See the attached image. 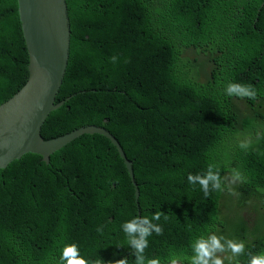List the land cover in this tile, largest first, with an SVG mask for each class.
<instances>
[{
  "label": "trees",
  "instance_id": "obj_1",
  "mask_svg": "<svg viewBox=\"0 0 264 264\" xmlns=\"http://www.w3.org/2000/svg\"><path fill=\"white\" fill-rule=\"evenodd\" d=\"M65 1L70 48L56 104L70 98L42 137L106 129L132 163L139 198L104 136H80L49 164L24 155L0 170V264H59L72 242L97 264H135L120 225L155 212L162 232L148 237L146 262L175 252L190 264L192 242L210 232L244 242L224 264L264 255V0ZM23 37L18 0H0V105L28 78ZM230 83L251 85L255 98L228 96ZM182 98L192 121L172 113ZM210 164L222 190L205 196L187 175Z\"/></svg>",
  "mask_w": 264,
  "mask_h": 264
},
{
  "label": "water",
  "instance_id": "obj_2",
  "mask_svg": "<svg viewBox=\"0 0 264 264\" xmlns=\"http://www.w3.org/2000/svg\"><path fill=\"white\" fill-rule=\"evenodd\" d=\"M23 39L28 54V78L15 94L0 105V170L24 155L35 154L49 164L50 156L82 135L98 134L117 148L135 187L132 163L118 140L106 129L81 127L50 141L42 137L49 115L65 105L56 104L68 67L70 26L65 0H18Z\"/></svg>",
  "mask_w": 264,
  "mask_h": 264
},
{
  "label": "clouds",
  "instance_id": "obj_3",
  "mask_svg": "<svg viewBox=\"0 0 264 264\" xmlns=\"http://www.w3.org/2000/svg\"><path fill=\"white\" fill-rule=\"evenodd\" d=\"M261 9L263 11L264 1L261 8H258V12ZM255 31L261 32L262 30L261 28H257ZM115 59V57H112L113 61ZM206 78L207 75H201L199 81L205 82ZM225 92L228 96L235 95L250 99H254L256 96V90L251 85L230 83L226 87ZM243 100L247 99L244 98ZM171 110L177 117L186 121H192L195 115V111L183 98L174 100V103L171 105ZM239 146L242 149L248 147L246 143H241ZM235 179H239L238 175L233 177V180ZM194 181H198V185L205 196L208 195L210 187L212 190H222L219 170H214V166L211 164L208 166L207 172L203 175H193L191 173L187 175V182L190 185H196L193 183ZM254 201L255 199L251 203ZM245 210L250 211V207H246ZM160 216V212H155L150 218L144 215H135L120 225L121 231L127 237V244L132 256H134L135 264H161L159 258H152L146 262L144 256V250L148 247V237L153 233L160 235L162 232L160 224L155 223L160 220ZM165 219H167L166 216ZM101 231L102 227H97V232ZM244 247V242L241 240L226 239L223 235L218 236L210 232L207 236L200 235L195 238L191 244L192 255L187 259L190 260V264H224V259L218 253H223L227 250L233 256H236L244 251ZM185 259L183 255L170 252L167 264H182ZM59 264H97V262L85 258L81 254L78 244L72 242L66 243L60 250ZM107 264H129V259L121 257L120 259L109 261ZM248 264H264V255H252Z\"/></svg>",
  "mask_w": 264,
  "mask_h": 264
},
{
  "label": "rangeland",
  "instance_id": "obj_4",
  "mask_svg": "<svg viewBox=\"0 0 264 264\" xmlns=\"http://www.w3.org/2000/svg\"><path fill=\"white\" fill-rule=\"evenodd\" d=\"M218 255H220L222 258H227L229 255V253L223 252V253H219Z\"/></svg>",
  "mask_w": 264,
  "mask_h": 264
}]
</instances>
